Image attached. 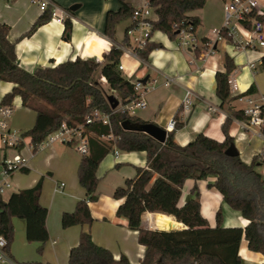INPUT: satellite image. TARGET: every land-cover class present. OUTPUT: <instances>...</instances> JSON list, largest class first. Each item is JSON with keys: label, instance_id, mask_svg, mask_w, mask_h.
Here are the masks:
<instances>
[{"label": "trees", "instance_id": "16d2710c", "mask_svg": "<svg viewBox=\"0 0 264 264\" xmlns=\"http://www.w3.org/2000/svg\"><path fill=\"white\" fill-rule=\"evenodd\" d=\"M153 9L152 31L160 30L168 38L174 39L176 29L173 24L199 26L197 16L189 14L205 6L206 0H147ZM117 10H107L104 17L103 34L112 40L109 50L99 61L95 58L76 56L56 65L38 66L26 71L17 61L15 42L8 40L9 26L0 22V79L13 82L10 92L4 94L0 103L10 104L19 95L21 104L35 112L34 124L22 135L29 136L32 152L38 149L45 135L59 128L61 122L73 124L84 122L94 109L108 114V123L94 121L86 128L92 133L89 138V151L82 155L78 167V183L85 189V197L75 203L73 211H64L60 217L62 227L90 224L92 217L89 202L96 200L98 177L96 167L113 147L122 151H145L146 166L136 167V173L125 179L123 185L113 191L115 198H122L116 214L127 220L128 227L137 231V240L144 246V255L138 264H243L239 255L242 239L247 240L250 250L264 254V173L256 166L264 164L261 155L252 157L249 163L239 155L225 153L233 138L227 134L233 119H242L241 110L230 105L234 98L228 86V76L234 68L229 56L224 58V72L215 73V94L220 107L225 110L222 131L225 139L218 141L199 132L186 145L174 140V131L183 126L179 119L182 107L173 116L174 129L167 132L164 142H158L145 132L125 129L124 123L143 124L134 114L112 112L107 102V92L98 77L103 76L111 89H115L122 103L135 95L131 80L124 78L117 65L122 52L115 45L116 26L126 18H131L133 9L127 0H118ZM50 18L46 10L36 19L29 32ZM264 20V17H260ZM64 35L71 31L72 24L65 19ZM130 26V25H129ZM124 30L122 43L127 42ZM100 39L102 49L105 40ZM204 42L206 40H203ZM159 44L147 42L136 54L147 59L148 52ZM199 47L195 49L197 53ZM259 68L264 70V56ZM98 76V77H97ZM250 87L246 93H252ZM264 134V129H263ZM98 135H112L111 140L103 141ZM19 142L16 147H22ZM23 171L26 169L22 168ZM210 174L215 179L208 183L221 195L222 201L232 210L249 221L245 227L222 225L220 211L216 212V224L212 227L201 214L200 192L194 183L191 196L179 205L181 188L186 179H206ZM41 182L30 188L14 191L6 200L0 194V234L7 240L5 250L13 242L14 216L24 220L25 239L38 242L37 253H41L48 241L45 218L47 208L39 203ZM146 211L171 215L183 224L179 229H152L147 226ZM78 243L71 247L65 264H132L124 254L114 258L102 245L96 244L88 231L82 230ZM23 264H42L38 261ZM51 264V263H46ZM261 264H264V260Z\"/></svg>", "mask_w": 264, "mask_h": 264}, {"label": "crops", "instance_id": "0c3cea01", "mask_svg": "<svg viewBox=\"0 0 264 264\" xmlns=\"http://www.w3.org/2000/svg\"><path fill=\"white\" fill-rule=\"evenodd\" d=\"M51 1L67 13L64 20L67 19L72 24L68 35H64V22L57 24L50 18L29 32L33 22L46 10H51L50 6L41 11L31 0H0V22L9 26L7 37L9 41L15 42L18 64L26 71H32L38 66H53L66 59L74 60L76 56L93 57L100 61L101 55L107 52L112 44V40L103 34L104 17L107 10L119 8L118 0ZM127 1L131 6L138 7L137 5L142 4L144 0ZM259 3L264 11V0H259ZM223 5L222 0H206L203 8L189 13L199 18V26L208 25L209 32H201L198 36L201 41L211 35L212 28L222 24ZM155 18L153 15V20ZM129 22L126 27L131 24V18ZM118 25L115 39L122 43L121 39L117 38ZM99 38L106 42L103 49ZM150 42L159 45L148 52L147 59L127 52L121 54L119 61L123 66L121 72L124 78L129 80L144 78L156 80L155 88L145 95L146 106L133 114L142 121L152 122L165 129L177 109L182 107V101L189 92L191 109L188 113L180 111L179 119L184 124L173 134L175 142L179 145H186L199 132L218 141L225 139L222 131L225 110L220 107L215 94L214 76L217 71L224 72L226 55L234 64L229 75L238 86V93L240 95L246 93L253 86V92L249 94L254 99L264 94V70L259 68L260 59L264 56V46L238 50L231 43L223 41L215 44L213 51L207 53L206 47L200 45L196 53L195 50L188 51L179 47L176 38H168L158 29L151 32ZM249 63H254L255 69L249 68ZM168 78L171 81L165 84ZM13 85L12 81L0 79V99L10 92ZM10 105L20 112V117L16 114L11 115L10 128L21 133L26 132L34 124L35 112L29 107L22 106L19 95L13 97ZM230 105L235 110H241L245 104L233 98ZM209 106L215 109L211 110ZM227 134L233 138L242 161L249 163L253 156H259L264 151L263 137L254 131L241 129L238 119L232 120ZM22 140L23 145L20 148L4 147L0 141V171L4 158L12 159L14 155L19 154L26 160L23 167L13 169L7 178L10 186L3 192L10 191L3 199L6 200L14 191L30 188L42 179L39 203L47 208L45 222L49 239L42 252L37 253L38 242H29L25 239L26 223L14 216L11 220L14 227L13 242L5 250L10 261H0V264H23L32 261L42 264L48 262L65 264L68 252L78 243V236L82 230L88 231L92 240L107 248L114 258L124 254L130 263L138 264L144 255V246L137 240V231L128 227L127 220L116 214L122 198H115L113 191L117 186L123 185L125 179L135 175L136 167L146 166L145 151L126 152L116 148V155L113 147L96 167L97 197L95 201L89 202L92 222L63 228L60 221L62 213L73 211L76 201L85 197V189L78 183L77 177V167L82 155L76 151L74 144L59 141L32 152L29 136H23ZM263 166L259 164L261 167L259 172L263 171ZM214 179L215 176L212 174L206 179H186L181 188L179 205L184 204L191 196V189L195 183L200 192L201 214L211 227L217 222L215 217L217 211L221 213L223 226L245 227L249 220L227 206L216 189L208 187L207 184ZM59 183L64 184L63 189L57 188ZM157 215L163 216L160 213L146 211L144 218L149 228H157L154 219ZM169 216L174 219L173 216ZM239 250L243 264H261L264 260L263 253L248 249L246 239L241 240Z\"/></svg>", "mask_w": 264, "mask_h": 264}, {"label": "built area", "instance_id": "2783aa9c", "mask_svg": "<svg viewBox=\"0 0 264 264\" xmlns=\"http://www.w3.org/2000/svg\"><path fill=\"white\" fill-rule=\"evenodd\" d=\"M223 1V22L220 26L212 28L211 35L206 41H201L196 37L192 25L173 24L176 29L177 45L188 51H194L200 45L206 47V53L213 51V46L219 42L231 43L236 49L256 48V46H264V20L260 17L264 16V11L260 7L259 0H222ZM31 2L38 5L40 10L44 11L50 6V19L55 23H63L67 13L61 8L57 7L51 0H31ZM153 9L148 5L147 0H144L140 7H135L131 16V24L126 30L127 42L118 43L115 46L121 50L122 54L125 52L132 55H137L136 50L141 49L147 42L151 40ZM112 45V44H111ZM248 67L255 69L254 63H249ZM117 69L121 72L123 70L122 64L118 63ZM100 80L106 83L103 76ZM171 81L168 78L165 84ZM135 95L126 103L121 102L118 95V106L112 108V112L120 111L123 113L133 114L136 110L143 109L146 106L145 95L148 91L154 89L156 80H131ZM228 86L230 93L238 101L244 102L241 108L243 118L238 119L241 129L254 131L264 139V94L260 95L258 99H254L249 93H238V86L234 79L229 75ZM111 89V88H110ZM113 93L117 91L112 89ZM118 93V92H117ZM182 112H189L192 103L189 99V92L182 101ZM209 109L215 108L209 106ZM13 107L10 104L0 103V141L4 147H16L19 142H23V133L10 128L9 119L11 118ZM108 114L102 113L94 109L88 114L84 122H77L73 124L61 122V126L45 135L43 141L38 145V148L50 145L53 142L59 141L69 144H74L75 149L79 154L84 155L89 151V138L92 133L86 128L87 124H92L94 121H100L104 124L108 123ZM175 120L170 119L166 130L174 129ZM103 141H109L112 135H98ZM114 154L117 155V149H113ZM263 156V152L261 154ZM26 160L19 154L13 156L12 159L4 158L2 161V168L0 171V194L5 188L10 186L8 177L11 175L13 169L23 167ZM264 165V164H263ZM264 167V166H263ZM264 173V169L262 171ZM63 183H59L58 189H63ZM7 240L0 234V261H10L6 256L5 248Z\"/></svg>", "mask_w": 264, "mask_h": 264}, {"label": "water", "instance_id": "95a60500", "mask_svg": "<svg viewBox=\"0 0 264 264\" xmlns=\"http://www.w3.org/2000/svg\"><path fill=\"white\" fill-rule=\"evenodd\" d=\"M146 78L142 79L141 81H145ZM107 102L109 105H111L112 108H115L118 106V100L114 96V94H110L107 96ZM124 128L125 129H133L135 131H140V132H145L149 136L153 137L156 139L158 142H164L166 139L167 135V130L163 127H159L158 125L152 123V122H143V124H135V125H130L128 123H124ZM264 150V148H263ZM225 153L230 155V156H236L239 155V151H237L235 145L233 142L229 144V146L226 148ZM262 159L264 161V151H263V156ZM170 230V229H167Z\"/></svg>", "mask_w": 264, "mask_h": 264}, {"label": "rangeland", "instance_id": "374dc122", "mask_svg": "<svg viewBox=\"0 0 264 264\" xmlns=\"http://www.w3.org/2000/svg\"><path fill=\"white\" fill-rule=\"evenodd\" d=\"M142 2L143 0H138L137 2ZM138 7H140V3L137 5ZM129 19L130 18H126V19H124V21H122V22H120V24L118 25V28H117V38L120 40V41H122V36H123V33H124V29H125V27H126V25L128 24V23H130L129 22ZM196 32V33H195ZM201 32H203V33H207V32H209V28H208V25H205V27H202L201 25L197 28V31H194V33H195V35L198 37L199 36V34L201 33ZM98 77V76H97ZM98 79H100V77H98ZM101 84H102V86H103V88L106 90V92H107V94L108 95H110V94H114L117 98H118V93L116 92V93H113V90L112 89H110V87L108 86V84L107 83H104V82H101ZM119 99V98H118ZM13 107V106H12ZM13 114H16V116L17 117H20V112L19 111H17V109L16 108H14L13 107V112H12V115ZM26 137V136H25ZM1 166H2V164H1ZM257 167V170H259V168H261V167H259V166H256ZM10 190H6L5 192H3L2 193V196H3V198H6V196H7V194H8V192H9ZM154 219H155V222H156V216H154Z\"/></svg>", "mask_w": 264, "mask_h": 264}, {"label": "bare ground", "instance_id": "6f19581e", "mask_svg": "<svg viewBox=\"0 0 264 264\" xmlns=\"http://www.w3.org/2000/svg\"><path fill=\"white\" fill-rule=\"evenodd\" d=\"M160 215L165 217H158V215L156 216V226L158 229H179L182 227V223L180 221H176V219H173L167 214L162 213Z\"/></svg>", "mask_w": 264, "mask_h": 264}]
</instances>
